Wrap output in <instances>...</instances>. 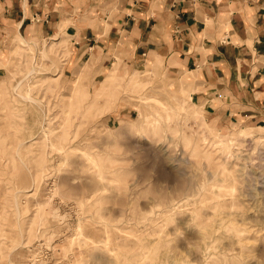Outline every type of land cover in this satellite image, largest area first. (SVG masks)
I'll list each match as a JSON object with an SVG mask.
<instances>
[{
  "label": "rangeland",
  "instance_id": "1",
  "mask_svg": "<svg viewBox=\"0 0 264 264\" xmlns=\"http://www.w3.org/2000/svg\"><path fill=\"white\" fill-rule=\"evenodd\" d=\"M62 37L0 50V264H261L264 114L217 123L187 78L119 59L96 77Z\"/></svg>",
  "mask_w": 264,
  "mask_h": 264
},
{
  "label": "crops",
  "instance_id": "2",
  "mask_svg": "<svg viewBox=\"0 0 264 264\" xmlns=\"http://www.w3.org/2000/svg\"><path fill=\"white\" fill-rule=\"evenodd\" d=\"M60 35L96 77L119 59L187 78L217 123L264 114V0H0V50Z\"/></svg>",
  "mask_w": 264,
  "mask_h": 264
},
{
  "label": "bare ground",
  "instance_id": "3",
  "mask_svg": "<svg viewBox=\"0 0 264 264\" xmlns=\"http://www.w3.org/2000/svg\"><path fill=\"white\" fill-rule=\"evenodd\" d=\"M25 43H27L26 41H25ZM92 58H95V57H92ZM85 68H82L81 70H80V73L78 74V77H77V80L75 81V84H73V88L74 89H70V90H76V89H78L80 86H81V83H82V80L85 78V75H86V71H87V67L86 66H84ZM115 69H112L110 72H109V75H108V77H107V80H109V79H111L112 77H113V75L115 74ZM15 87V86H14ZM13 90V89H12ZM29 98V97H28ZM30 99V98H29ZM30 100H32V99H30ZM0 115H1V112H0ZM0 120H2V118H0ZM4 120V119H3ZM4 122V121H3ZM2 123V122H1ZM234 123H237V122H234ZM5 124V123H4ZM9 126V125H8ZM1 127H2V125H1ZM11 128V127H10ZM4 129L6 130V128L4 127ZM239 129V128H238ZM3 130V129H2ZM243 131H240V133H242ZM2 137V136H1ZM8 137H9V135H8ZM6 139V138H5ZM1 140H3V138L1 139ZM5 141V140H4ZM7 141V140H6ZM2 142V141H1ZM8 142H9V140H8ZM8 142H5V143H8ZM4 143V142H3ZM5 143H4V145H5ZM22 143V142H21ZM20 143V144H21ZM19 145V144H18ZM27 145V144H26ZM6 146H7V144H6ZM4 147V146H3ZM17 149V148H16ZM3 150V149H2ZM16 151V150H15ZM18 156V155H17ZM10 159V158H9ZM20 161H21V159H20ZM22 162V161H21ZM93 166V165H92ZM95 166V165H94ZM27 168V167H26ZM89 168V167H88ZM246 168H247V166H246ZM94 169V168H93ZM29 170V169H28ZM89 170V169H88ZM91 171V170H90ZM103 171V170H102ZM183 171V170H182ZM242 172V171H241ZM181 173V172H180ZM244 174V173H243ZM242 174V175H243ZM34 177V176H33ZM252 177H253V174H252ZM35 180V179H34ZM225 180H227V179H225ZM254 180V179H253ZM14 182V181H13ZM190 185H189V187L191 188H193V186L195 185L194 184V182H190L189 183ZM247 184H249V181L247 182ZM3 185V184H2ZM188 185V184H187ZM223 187V185H220V186H218V189L220 190V191H222V189H220V188H222ZM188 188V187H187ZM263 190V189H262ZM26 191H30V190H26ZM31 192V191H30ZM262 192V191H261ZM260 192V193H261ZM27 193V192H26ZM29 193V192H28ZM262 194V193H261ZM248 195V194H247ZM263 195V194H262ZM219 197H220V199L218 200V202H220V201H222V202H220L219 204H218V206H220V207H223V206H225V202H224V200H225V198H224V195L222 194V192H221V194L219 195ZM5 200V199H4ZM16 200V199H15ZM81 201V200H80ZM217 202V203H218ZM9 204V203H8ZM6 206V205H5ZM40 206V205H39ZM11 207V206H10ZM45 210V209H44ZM86 210V209H85ZM90 212V211H89ZM19 214V213H18ZM227 215V214H226ZM42 219V218H41ZM219 220V219H218ZM223 221H224V219H223ZM219 222V221H218ZM258 223V222H257ZM78 225H79V223H78ZM218 225H221V224H218ZM223 226V225H222ZM221 226V227H222ZM78 234L80 235L81 234V228H79L78 227ZM95 234V233H94ZM104 234H107V231H104ZM207 234H209L207 231H203L202 232V235H203V237L205 238L206 237V235ZM75 235V234H74ZM73 237V236H72ZM72 237H71V239H72ZM88 237V236H87ZM77 238V237H76ZM90 238H92V236L90 237ZM77 240V239H76ZM81 241V240H80ZM85 241V240H84ZM73 242V241H72ZM80 243V242H79ZM77 245V244H76ZM107 245V244H106ZM98 246V245H97ZM115 246V245H114ZM99 248V247H98ZM87 249V248H86ZM87 251V250H86ZM91 251V250H90ZM110 251V250H109ZM107 252V251H106ZM136 252V251H135ZM120 253V252H119ZM162 255H164V253L162 254ZM109 256V255H108ZM160 257V256H159ZM162 257H164V256H162ZM162 257H161V259H162ZM101 259V258H100ZM132 263V261L130 262V264ZM173 263H175V259L173 260Z\"/></svg>",
  "mask_w": 264,
  "mask_h": 264
},
{
  "label": "snow or ice",
  "instance_id": "4",
  "mask_svg": "<svg viewBox=\"0 0 264 264\" xmlns=\"http://www.w3.org/2000/svg\"><path fill=\"white\" fill-rule=\"evenodd\" d=\"M60 167H61V170L69 171V172H72L75 169L74 163L69 162V161H63V160L61 161ZM23 179L26 183H29V184H32L34 182V177L30 175H26ZM41 195H42V198L45 200L50 199V196L48 195H45L43 193ZM52 230H53V234H55L56 231L58 230V226L54 224ZM14 264H28V262L22 253H17V258L14 260ZM100 264H109V262L103 261V262H100ZM261 264H264V259L261 260Z\"/></svg>",
  "mask_w": 264,
  "mask_h": 264
}]
</instances>
